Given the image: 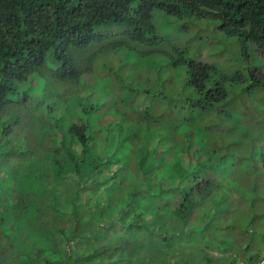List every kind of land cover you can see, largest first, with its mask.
I'll list each match as a JSON object with an SVG mask.
<instances>
[{
	"label": "trees",
	"instance_id": "16d2710c",
	"mask_svg": "<svg viewBox=\"0 0 264 264\" xmlns=\"http://www.w3.org/2000/svg\"><path fill=\"white\" fill-rule=\"evenodd\" d=\"M0 136V264H264V0H0Z\"/></svg>",
	"mask_w": 264,
	"mask_h": 264
},
{
	"label": "rangeland",
	"instance_id": "374dc122",
	"mask_svg": "<svg viewBox=\"0 0 264 264\" xmlns=\"http://www.w3.org/2000/svg\"><path fill=\"white\" fill-rule=\"evenodd\" d=\"M1 137V136H0ZM3 139H7V137H1L0 138V147L2 146L1 144H2V142H3Z\"/></svg>",
	"mask_w": 264,
	"mask_h": 264
}]
</instances>
